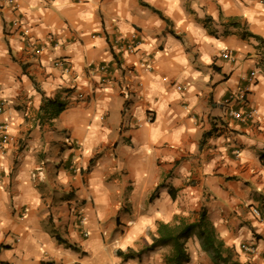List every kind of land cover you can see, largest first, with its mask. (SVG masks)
Instances as JSON below:
<instances>
[{"label": "clouds", "instance_id": "clouds-1", "mask_svg": "<svg viewBox=\"0 0 264 264\" xmlns=\"http://www.w3.org/2000/svg\"><path fill=\"white\" fill-rule=\"evenodd\" d=\"M260 53L264 0H0V264H264Z\"/></svg>", "mask_w": 264, "mask_h": 264}, {"label": "crops", "instance_id": "crops-1", "mask_svg": "<svg viewBox=\"0 0 264 264\" xmlns=\"http://www.w3.org/2000/svg\"><path fill=\"white\" fill-rule=\"evenodd\" d=\"M140 29H138V31H139ZM22 34V33H21ZM6 35H7V31H6ZM108 41H109V50L111 51V54H112V57H113V61L115 62L114 63V65L113 64H105L103 61H101L100 62V67H101V69L104 67V68H106V73H107V75H106V78H108V79H110L111 77H112V73L116 70V69H118V68H121L122 67V59H121V55H117L116 54V52H115V49L112 47V43H111V41H112V38L111 37H109L108 38ZM53 46H55V42L53 41ZM119 46V45H118ZM259 51V50H258ZM260 55L262 56V55H264V53H260ZM263 57H261V59H262ZM264 59V58H263ZM23 69H24V71L25 72H28V70H29V68L30 67H32V65L29 63V64H26V65H22L21 66ZM93 67H95V65H93ZM122 75H126V73L125 72H123L122 71V73H121ZM213 106H215L214 104H213ZM239 123V122H238ZM250 123V122H249ZM222 126L224 127V128H227V123L226 122H224L223 124H222ZM246 125H242V127H245ZM207 135V134H206ZM21 143V146L23 145V142L21 141L20 142ZM200 147H201V151L203 152L204 151V145L203 144H201L200 145ZM260 205H261V207H264V201H260ZM195 215V214H194Z\"/></svg>", "mask_w": 264, "mask_h": 264}, {"label": "trees", "instance_id": "trees-1", "mask_svg": "<svg viewBox=\"0 0 264 264\" xmlns=\"http://www.w3.org/2000/svg\"><path fill=\"white\" fill-rule=\"evenodd\" d=\"M197 223H198V226H199L200 229H201V232H202L203 234H206V235H207V238H208V240H209V245L211 246V245L214 243V241H213V239H212V235H211V233L206 231V229H205V227H204L203 224H199V222H197ZM221 247H222V246H221ZM220 254H221V253H220V251L218 250V251H217V255L219 256ZM229 259H230V257H229ZM226 264H227V262H226Z\"/></svg>", "mask_w": 264, "mask_h": 264}, {"label": "built area", "instance_id": "built-area-1", "mask_svg": "<svg viewBox=\"0 0 264 264\" xmlns=\"http://www.w3.org/2000/svg\"><path fill=\"white\" fill-rule=\"evenodd\" d=\"M261 57H263V58H264V55H262ZM263 58H262V59H263ZM66 67H67V65H66ZM102 70H106V68H104V67H103V68H102Z\"/></svg>", "mask_w": 264, "mask_h": 264}]
</instances>
